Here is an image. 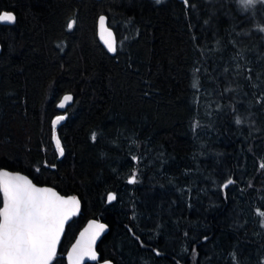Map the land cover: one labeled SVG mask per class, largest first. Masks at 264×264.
<instances>
[{"label":"trees","instance_id":"trees-1","mask_svg":"<svg viewBox=\"0 0 264 264\" xmlns=\"http://www.w3.org/2000/svg\"><path fill=\"white\" fill-rule=\"evenodd\" d=\"M245 9L0 0V170L83 203L52 264L90 219L110 227L95 264H264V5Z\"/></svg>","mask_w":264,"mask_h":264},{"label":"snow or ice","instance_id":"snow-or-ice-1","mask_svg":"<svg viewBox=\"0 0 264 264\" xmlns=\"http://www.w3.org/2000/svg\"><path fill=\"white\" fill-rule=\"evenodd\" d=\"M258 2L264 3V0H241L245 7L254 6ZM184 3L187 4L188 0H184ZM0 21L15 23L16 16L3 12L0 13ZM74 23L69 24V27ZM99 23L104 43L109 51L115 53L117 43L113 33L105 26V17H100ZM260 31L264 32V27ZM70 99V96L64 97L65 101ZM60 107H64V104L61 103ZM63 119V116H58L54 123L58 124ZM241 122L238 118L237 123ZM56 143L63 155L59 139ZM261 167L264 168V164ZM129 182L136 183L135 174ZM233 182L227 180L224 187ZM0 193L3 196L0 207V264H52L65 224L79 212L80 201L76 197L65 198L50 188L37 187L27 177L8 171H0ZM108 199L115 200L116 196L110 194ZM260 215L264 217V213ZM105 228L106 225L95 222L89 225V229L72 249L70 259L73 264H83L86 257L98 259L95 242Z\"/></svg>","mask_w":264,"mask_h":264},{"label":"water","instance_id":"water-1","mask_svg":"<svg viewBox=\"0 0 264 264\" xmlns=\"http://www.w3.org/2000/svg\"><path fill=\"white\" fill-rule=\"evenodd\" d=\"M97 1H100V0H97ZM180 1H184V0H180ZM102 16L105 17V19H106V24H105L106 28H107L109 31H111V32L113 33V36H114V38H115V40H116V43H117V37H116V34H115L114 30H113L112 28L109 27L107 16H106V15H101L100 17H102ZM100 17H99V19H98V24H97V34H98V39H99L100 43L102 44V46L105 48V50H106L110 55L115 56L116 53H117V51H116L115 53L109 51L107 45L104 43V38H102V36H101V29H100V23H99ZM0 24H1V25H13V24H15V23H9V22L0 21ZM0 53H1V45H0ZM66 96H70L71 99L68 100V101H65L64 98H63V100H62L61 103L64 104V107H60L61 103L59 104V109H60L61 111H63V112H65V111L68 109V107H70V106L73 104V96H72V95H66ZM62 116H63V115H62ZM63 117H64V116H63ZM64 121H65V117H64V119H63L62 121H60V123H58V124L54 123V126H55V127H58V126L61 125ZM54 122H55V121H54ZM0 171H8V172H10V173H12V174H19V175L25 176V177H27L29 180H31L32 183L35 184L37 187L50 188V189H52L53 191L57 192L59 195L65 197V198H68V197H76V198L80 201V209H79V212H78L76 215L72 216V217L66 222V224H65L64 231H63V233H62V235H61V238H60V242H59V244H58V246H57V253H58V250H59L60 244H61V242H62V240H63L64 235H65L66 227H67V226L73 221V219H74L75 217L79 216V215L82 213V210H83V203H82L81 198H80L79 196H77V195H64V194L60 193L56 188H54V187H52V186H48V185H47V186H41V185H38V184H36V183H35L30 177H28L27 175H25V174H23V173H20V172H13V171H10V170H7V169H2V170H0ZM129 183H130V182H129ZM112 194H113V193H112ZM114 195H115V194H114ZM115 196H116V195H115ZM114 201H115V200H111L110 202H114ZM93 222H95V223H99V224H104V225H106V228H105V231H104L103 233H101V235L99 236V238H98V239L96 240V242H95V251H96V253H97L98 259H97V260H92V259L86 257V258L84 259L83 264H95V263L99 262V260H100V254H99V252H98V247H99V244L101 243V241L104 239V237L109 233V231H110V227H109V225H108L107 223H105V222L99 221V220H97V219H90V220H88V221L86 222L85 226L80 230V232L78 233V235H77L75 241H74L73 244L70 246V248H69L67 254L65 255V259H66V263H67V264H73L72 260L70 259L71 255H72V249H73V247L77 244V242L80 241V239H81V235L84 234V233H86V231L89 229V225L92 224ZM53 261H54V260H53ZM52 263H53V262H52ZM105 264H106V263H105ZM109 264H111V263L109 262Z\"/></svg>","mask_w":264,"mask_h":264},{"label":"rangeland","instance_id":"rangeland-1","mask_svg":"<svg viewBox=\"0 0 264 264\" xmlns=\"http://www.w3.org/2000/svg\"><path fill=\"white\" fill-rule=\"evenodd\" d=\"M260 5H264V3H259V2H258V3L255 4L254 6L246 7V9L249 10V11H252V13H253V12L256 10V8L259 7ZM246 9H245V10H246Z\"/></svg>","mask_w":264,"mask_h":264},{"label":"bare ground","instance_id":"bare-ground-1","mask_svg":"<svg viewBox=\"0 0 264 264\" xmlns=\"http://www.w3.org/2000/svg\"><path fill=\"white\" fill-rule=\"evenodd\" d=\"M11 13V12H10ZM14 14V13H13ZM15 15V14H14Z\"/></svg>","mask_w":264,"mask_h":264}]
</instances>
